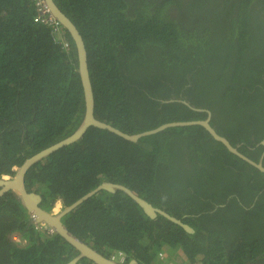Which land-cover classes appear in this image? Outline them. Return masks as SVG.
Masks as SVG:
<instances>
[{"label":"trees","instance_id":"16d2710c","mask_svg":"<svg viewBox=\"0 0 264 264\" xmlns=\"http://www.w3.org/2000/svg\"><path fill=\"white\" fill-rule=\"evenodd\" d=\"M54 2L83 38L96 119L131 135L204 120L179 102L187 101L209 110L215 131L258 163L264 0ZM57 23L45 22L36 0H0V180L82 123L74 42ZM103 182L128 187L195 234L150 219L122 192L102 191L63 217L100 254L124 253L127 264H264V174L204 128L174 127L132 143L91 127L25 179L47 211L67 208ZM18 201L12 192L0 200V264H67L78 255L60 236L36 229ZM13 231L24 246L9 243Z\"/></svg>","mask_w":264,"mask_h":264},{"label":"water","instance_id":"95a60500","mask_svg":"<svg viewBox=\"0 0 264 264\" xmlns=\"http://www.w3.org/2000/svg\"><path fill=\"white\" fill-rule=\"evenodd\" d=\"M45 1L53 17L59 22V24L65 30L69 32L74 42L75 51L77 55L78 73L80 76V81L83 89L82 99L84 100V106H85L84 117L78 129L71 136L44 149L43 151L35 154L34 156L26 160L19 167V170L16 172L13 181L10 182L0 181V199L6 193L12 192L13 195L18 198L19 200L18 202L27 212L29 217L28 220H31V222L34 225L43 224L47 226L53 231V233L63 238L71 247L77 250L78 255L67 264H78L83 259H87L91 261L93 264H119L118 262L112 260L111 258H108L103 254H100L92 247H90L88 244L81 241L74 234H72L63 223V217H65L70 212L75 210L78 206H80L82 203H84L85 201H87L88 199H90L91 197L97 195L102 191H105L113 195L117 194L118 192H122L125 195H127L131 200H133L141 208L143 213L150 219L155 220L159 216H161L166 220L174 223L175 225L180 226L188 234L191 235L195 234V230L191 226L185 224L182 220L177 219L176 217L170 215L169 213L165 212L162 209L153 207L145 199L136 195L131 189L117 183L103 182L95 190L91 191L83 198L79 199L73 205L65 209L62 213L56 214L53 211H47L40 207L43 198L35 192L29 193L26 190L24 182L27 173L34 165L50 157L55 152L81 140L84 137V135L87 133L88 129L91 127L108 131L110 133H113L121 137L126 141L137 143L139 140H141L144 137L158 134L170 128L200 126L204 128L215 141L221 143L231 154L238 157L242 161L248 163L250 166L254 167L255 169L259 170L261 173L264 174V166H263L264 153L261 156L258 163L252 161L245 155L241 154L239 152V147L232 146V144L225 137L219 135L215 131V129L211 126L210 120L212 115L209 110L196 108L187 101L181 100L179 102L195 112L205 113L206 118L204 120H199V121L175 122V123L164 124L154 130L146 131L139 134H132V135L124 133L121 130L115 128L114 126L96 119L94 91L91 82V77L89 74L88 56L83 38L79 33L76 25L65 13H63L59 9V7L56 5L54 0H45ZM171 102H175V100L168 101V103ZM261 146L264 147V141L261 142ZM129 264H138V262L136 260H131Z\"/></svg>","mask_w":264,"mask_h":264},{"label":"built area","instance_id":"2783aa9c","mask_svg":"<svg viewBox=\"0 0 264 264\" xmlns=\"http://www.w3.org/2000/svg\"><path fill=\"white\" fill-rule=\"evenodd\" d=\"M36 7L38 9L39 14L41 15V17L44 18L46 23L58 25L56 19L50 13V10H49L45 0H36ZM59 32H60V30H59ZM34 226H37L36 229H38V228L43 229V230H46L49 234H53V231L43 224L34 225ZM160 256L162 257V255H160ZM111 259L118 262L119 264H127V257L124 253H118L116 256L112 257Z\"/></svg>","mask_w":264,"mask_h":264},{"label":"bare ground","instance_id":"6f19581e","mask_svg":"<svg viewBox=\"0 0 264 264\" xmlns=\"http://www.w3.org/2000/svg\"><path fill=\"white\" fill-rule=\"evenodd\" d=\"M49 10H50V9H49ZM50 13H51V12H50ZM30 158H31V157H30ZM28 159H29V158H28ZM28 159H27V160H28ZM25 161H26V160H25ZM25 161H24V162H25ZM19 167H20V166H19ZM19 167H17V169L15 170V172H14V176H15L16 172L19 170ZM14 176H13V178H12L11 180H8V181L0 180V181H4V182H10V181H13ZM111 183H113V182H111ZM24 184H25V182H24ZM99 186H100V185H99ZM25 187H26V185H25ZM26 190H27V188H26ZM94 190H95V189H94ZM27 191H28V190H27ZM28 192H29V191H28ZM90 192H91V191H90ZM90 192H89V193H90ZM29 193H33V192H29ZM87 194H88V193H87ZM87 194H86V195H87ZM84 196H85V195H84ZM84 196H83V197H84ZM83 197H81V198H83ZM1 198H2V197H1ZM81 198H80V199H81ZM78 200H79V199H78ZM78 200H77V201H78ZM77 201H76V202H77ZM74 203H75V202H74ZM74 203H73V204H74ZM73 204H71V205H73ZM71 205H70V206H71ZM70 206H68V207H70ZM40 207H41V206H40ZM68 207H67V208H68ZM41 208H42V207H41ZM67 208H65V209H67ZM43 209H44V208H43ZM65 209H63V210L60 211V207H59V206H56V207H55L54 209H52L51 211H53V212H55L56 214H58V213H62ZM177 219H178V218H177ZM30 221H31V220H30ZM10 236H11V235H10ZM23 239H24V238H23ZM25 243H26V241L24 240V242L21 243L19 246H24Z\"/></svg>","mask_w":264,"mask_h":264},{"label":"clouds","instance_id":"9594fccd","mask_svg":"<svg viewBox=\"0 0 264 264\" xmlns=\"http://www.w3.org/2000/svg\"><path fill=\"white\" fill-rule=\"evenodd\" d=\"M30 223H31L32 225H34L31 221H30ZM9 239H10V241H11V243L13 244L14 247L19 246V245H20L21 243H23L24 240H25V239H23V237H22L19 233H14L13 235H11V236L9 237ZM128 264H129V263H128Z\"/></svg>","mask_w":264,"mask_h":264},{"label":"rangeland","instance_id":"374dc122","mask_svg":"<svg viewBox=\"0 0 264 264\" xmlns=\"http://www.w3.org/2000/svg\"><path fill=\"white\" fill-rule=\"evenodd\" d=\"M7 223H10V222H7ZM14 233H17V232L13 231V232H10L9 234L13 235ZM19 234L22 236L21 233H19ZM22 237H23V236H22ZM25 241H26V240H25ZM26 243H27V242H26ZM26 243H25V244H26ZM167 252H168V251H166V255H167Z\"/></svg>","mask_w":264,"mask_h":264},{"label":"flooded vegetation","instance_id":"af4514ba","mask_svg":"<svg viewBox=\"0 0 264 264\" xmlns=\"http://www.w3.org/2000/svg\"><path fill=\"white\" fill-rule=\"evenodd\" d=\"M1 199H2V198H1ZM1 199H0V200H1ZM9 237H10V236H9ZM8 241H9L10 244H12L9 238H8Z\"/></svg>","mask_w":264,"mask_h":264}]
</instances>
